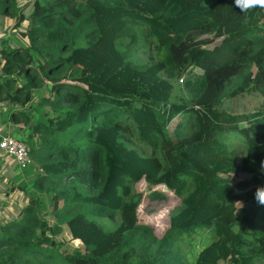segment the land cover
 I'll use <instances>...</instances> for the list:
<instances>
[{
    "label": "trees",
    "instance_id": "1",
    "mask_svg": "<svg viewBox=\"0 0 264 264\" xmlns=\"http://www.w3.org/2000/svg\"><path fill=\"white\" fill-rule=\"evenodd\" d=\"M143 35L154 58L133 62ZM2 36L0 115L10 108L9 122L28 130L38 190L57 182L64 191L47 211L7 182L0 264L264 260V205L254 198L264 186V8L242 11L235 0H0ZM175 77L185 96L174 95ZM38 91L44 122L30 110ZM243 95L263 105L251 113L221 108ZM131 132L150 156L125 145ZM183 140L191 142L180 148ZM235 174L246 179L235 182ZM141 181L152 200L164 198L158 188L180 200L160 239L139 224L140 198L130 200ZM116 214L111 231L91 219ZM205 230L213 240L186 263L173 244Z\"/></svg>",
    "mask_w": 264,
    "mask_h": 264
},
{
    "label": "rangeland",
    "instance_id": "2",
    "mask_svg": "<svg viewBox=\"0 0 264 264\" xmlns=\"http://www.w3.org/2000/svg\"><path fill=\"white\" fill-rule=\"evenodd\" d=\"M12 35L11 37H14V33L10 31L9 33ZM8 37V36H7ZM207 40H211L210 36L204 37ZM3 36L0 38V49L3 47ZM14 45L20 48H24L25 45L21 40H17L15 37L14 39L11 38ZM145 37L144 35L140 38V43L138 45V48L135 50V52L132 55V61L138 62V63H145L150 62L154 58V52L151 50V55L149 54L150 50H148V47L144 43ZM44 53H47L50 57H53L55 59L59 58V53L54 49H43ZM151 57V59H150ZM182 77L179 78H173L171 80L174 88V95L178 96H185L186 90L184 89V84L182 81ZM182 81V82H181ZM44 96L43 91H38L36 96L34 97V103H33V109L30 110L35 113V122H44L45 118L43 117V114L47 109H40L36 108L35 104L37 105L40 101V98ZM221 108L228 111V112H247L251 113L257 110L260 106L263 105L262 99L257 95H250L246 96L243 95L236 99H227L222 101ZM29 109V108H28ZM28 109H23L24 111H27ZM3 112L6 114L4 116V120L7 121L9 109L3 110ZM176 120L173 121L169 127L168 132L172 133L173 128L176 126ZM11 125V124H10ZM21 128V135H15L18 140L24 141L23 138L25 137V141L27 143L30 140H27L26 134H28L27 129L22 125L19 124ZM7 126V125H6ZM9 127V126H7ZM30 134V133H29ZM125 145L128 148L135 149L138 151L142 156H150L151 151L141 146L138 143V140L136 139V135L131 132L129 136H126L124 138ZM191 141L189 140H183L180 142V148H183L187 144H189ZM29 146V145H28ZM238 147V146H237ZM38 168L37 165H35L33 159H32V165L28 169L26 173L23 175H16L15 178V184L21 186L24 189V192L27 196L34 195L37 199L40 200L42 207L49 211L51 209V203L53 195L56 193L58 194L63 190V185L60 183H54L50 184L44 188H41L38 190V188L34 185V180L37 177ZM232 179L237 182L239 180H245L246 175L243 174H235L232 175ZM157 192H162L164 194V198L162 200L155 199L152 200L149 197L145 195V184L144 182H139L134 186V191L132 193V196L130 200H138V197L140 198L139 208H138V220L140 225H147L150 226L154 232V235L160 239L163 237L164 233L166 232L168 225H169V219L172 214L176 212L177 207L180 205V200L174 196L170 192H165L161 188L156 189ZM239 192V190H236ZM18 199L21 200L22 195H18ZM26 202V200H25ZM5 207V206H4ZM1 213H4L3 207L1 208ZM91 219L96 220L105 230L111 231L114 230L119 222L120 218L119 215L116 214L114 216H92ZM65 233H63L61 236H64ZM212 236L210 235L209 230L205 231H198L195 234H193L190 237L185 236L183 241H176L173 244L174 249H180L181 254L184 256L183 259L186 263L191 262L194 259L195 253L202 249L203 246L207 245L212 241ZM257 264H264V260L258 262Z\"/></svg>",
    "mask_w": 264,
    "mask_h": 264
},
{
    "label": "crops",
    "instance_id": "3",
    "mask_svg": "<svg viewBox=\"0 0 264 264\" xmlns=\"http://www.w3.org/2000/svg\"><path fill=\"white\" fill-rule=\"evenodd\" d=\"M7 109H9V113H8V117H9L10 108H4L3 110H7ZM3 110L0 115V132L3 135H8V136L21 135L20 133L22 131H21L20 125L13 123V122H9L8 117H7V121L4 120V116L6 114L3 112ZM6 125L9 127H7ZM17 174L18 173H17L15 161L11 158L4 156V154L0 152V213L2 212L1 211L2 207H3L4 213H5V210L7 211L10 210L8 206V202H6L5 197L3 196V191L6 189L7 182L10 179L12 180L13 183L16 182L15 178Z\"/></svg>",
    "mask_w": 264,
    "mask_h": 264
},
{
    "label": "built area",
    "instance_id": "4",
    "mask_svg": "<svg viewBox=\"0 0 264 264\" xmlns=\"http://www.w3.org/2000/svg\"><path fill=\"white\" fill-rule=\"evenodd\" d=\"M0 152L15 161L19 175H23L32 165L30 148L16 136L3 135L0 132Z\"/></svg>",
    "mask_w": 264,
    "mask_h": 264
},
{
    "label": "clouds",
    "instance_id": "5",
    "mask_svg": "<svg viewBox=\"0 0 264 264\" xmlns=\"http://www.w3.org/2000/svg\"><path fill=\"white\" fill-rule=\"evenodd\" d=\"M241 2L243 3V8H241ZM235 5L242 11L252 7L264 8V0H235ZM261 172H264V161L261 162ZM254 198L259 205H264V186L256 189ZM236 204H239L241 208L243 207V204L240 201H237Z\"/></svg>",
    "mask_w": 264,
    "mask_h": 264
}]
</instances>
